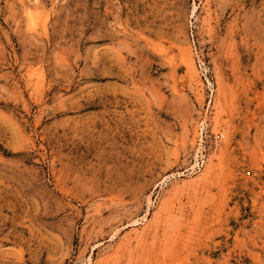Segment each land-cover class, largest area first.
Returning <instances> with one entry per match:
<instances>
[{
	"label": "rangeland",
	"instance_id": "1",
	"mask_svg": "<svg viewBox=\"0 0 264 264\" xmlns=\"http://www.w3.org/2000/svg\"><path fill=\"white\" fill-rule=\"evenodd\" d=\"M0 264H264V0H0Z\"/></svg>",
	"mask_w": 264,
	"mask_h": 264
},
{
	"label": "bare ground",
	"instance_id": "2",
	"mask_svg": "<svg viewBox=\"0 0 264 264\" xmlns=\"http://www.w3.org/2000/svg\"><path fill=\"white\" fill-rule=\"evenodd\" d=\"M27 8H28V7H27ZM29 9H30V8H29ZM188 53H189V52H188ZM185 54H187V53H185ZM190 57H191V56H190ZM188 59H191V58H188ZM190 61H191V60H190ZM190 61H189L188 63H191ZM188 65H189V64H188Z\"/></svg>",
	"mask_w": 264,
	"mask_h": 264
}]
</instances>
